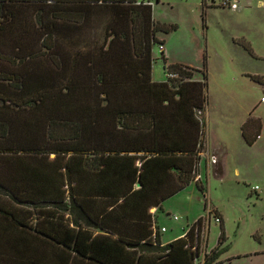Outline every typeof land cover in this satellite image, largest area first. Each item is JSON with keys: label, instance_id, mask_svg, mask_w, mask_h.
I'll list each match as a JSON object with an SVG mask.
<instances>
[{"label": "trees", "instance_id": "1", "mask_svg": "<svg viewBox=\"0 0 264 264\" xmlns=\"http://www.w3.org/2000/svg\"><path fill=\"white\" fill-rule=\"evenodd\" d=\"M174 29L143 0H0V264L217 263L221 222L205 251L202 217L166 245L153 229L152 209L205 193L206 75L162 52L172 78H151Z\"/></svg>", "mask_w": 264, "mask_h": 264}, {"label": "rangeland", "instance_id": "2", "mask_svg": "<svg viewBox=\"0 0 264 264\" xmlns=\"http://www.w3.org/2000/svg\"><path fill=\"white\" fill-rule=\"evenodd\" d=\"M147 1L156 25L175 28L155 33L166 64L196 70V81L206 75L201 153L206 144L209 155H218L207 173H201L204 198L190 183L155 211L156 226L167 230L160 237L178 238L202 217L201 248L210 250L220 226L213 216L219 214L225 241L217 263L264 264V82L252 80L264 79L263 0ZM151 51L152 80L164 81L158 45ZM246 121L260 124L251 145L241 137Z\"/></svg>", "mask_w": 264, "mask_h": 264}, {"label": "crops", "instance_id": "3", "mask_svg": "<svg viewBox=\"0 0 264 264\" xmlns=\"http://www.w3.org/2000/svg\"><path fill=\"white\" fill-rule=\"evenodd\" d=\"M140 1V0H139ZM143 1H147V0H143ZM149 2V1H148ZM150 3V2H149ZM151 4V3H150ZM263 4H264V0H263ZM151 6H152V4H151ZM162 46H163V44H162ZM163 53H164V46H163ZM167 60V59H166ZM151 78H152V76H151ZM165 78H167L166 76H165ZM194 80V79H193ZM153 81V80H152ZM194 81H196V80H194ZM153 82H155V81H153ZM161 82H163V81H161ZM205 156V157H204ZM218 155L215 153V152H213V153H211V155H209V153H208V150H207V147H206V144H205V151H203V153H200L199 154V161H198V164H197V167H196V175H195V179L196 180H199L200 182H201V173H202V170H204L206 173H207V170H208V168H209V165L211 164V166H212V163H211V160H212V158H215V160H216V157H217ZM202 159H203V161H204V166H203V168H201L202 166H201V163H202ZM200 168H201V171H200ZM194 184V183H193ZM180 193V192H179ZM177 195V194H176ZM174 197V196H173ZM172 198V197H171ZM165 202V201H164ZM155 209H152L150 212L152 213V218H153V229H155L154 227H156L157 228V230H158V233H159V241H160V243H161V245H166V244H168L169 242H171V241H173V240H175V239H177L176 237L175 238H173V239H169L168 241H162V239H161V234L162 233H166L167 232V230H165V228L164 227H161V228H158L157 226H156V220H155V217H154V213H155ZM218 218H219V220H220V222H221V217H220V215L218 214V216H217ZM164 229V231L163 232H160V229ZM205 232H206V223H205ZM182 236V235H181ZM180 236V237H181ZM179 238V237H178ZM221 262V261H220ZM219 262V263H220ZM214 264H218V263H214Z\"/></svg>", "mask_w": 264, "mask_h": 264}, {"label": "built area", "instance_id": "4", "mask_svg": "<svg viewBox=\"0 0 264 264\" xmlns=\"http://www.w3.org/2000/svg\"><path fill=\"white\" fill-rule=\"evenodd\" d=\"M158 50H159L160 53H162V52H163V46H162V45L158 46ZM166 77H167V78H172V75L167 73V74H166ZM215 161H216L215 158H212L211 163L214 164ZM209 212H210V211H209ZM173 218L176 219V217H173ZM213 218H214V221H215L216 223H220V220H219L218 217L213 216ZM163 231H164L163 228L160 229V232H163Z\"/></svg>", "mask_w": 264, "mask_h": 264}]
</instances>
